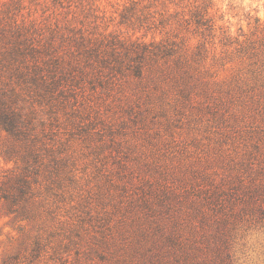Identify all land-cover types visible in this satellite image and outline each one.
<instances>
[{
  "label": "rangeland",
  "instance_id": "rangeland-1",
  "mask_svg": "<svg viewBox=\"0 0 264 264\" xmlns=\"http://www.w3.org/2000/svg\"><path fill=\"white\" fill-rule=\"evenodd\" d=\"M212 12L213 44L199 54L190 37L184 82L154 73L107 100L87 89L40 156L26 110L16 127L0 119V264H53L51 248L30 257L26 201L63 264H108L86 255L92 236L107 228L109 253L122 254L141 218L161 264H264V207L248 198L264 185V0H215ZM2 93L0 108L25 107Z\"/></svg>",
  "mask_w": 264,
  "mask_h": 264
},
{
  "label": "trees",
  "instance_id": "trees-1",
  "mask_svg": "<svg viewBox=\"0 0 264 264\" xmlns=\"http://www.w3.org/2000/svg\"><path fill=\"white\" fill-rule=\"evenodd\" d=\"M214 1L0 0L2 96L11 94L25 105L1 107L0 119L16 127L26 110L31 152L40 156L39 143L51 126H57L60 113L72 111L87 89L107 100L105 95L114 91L144 87L154 73L175 79L179 73L178 81L184 82L183 74L194 66L187 56L190 37L198 38L199 54L213 44ZM249 191L253 206L263 208L264 185L254 183ZM47 192L55 194L54 187L48 185ZM234 200L230 194L227 201L234 205ZM28 205L26 201L20 216L35 230L28 235L30 257L38 258L51 248L53 264H63L61 245H51L52 232L45 236V220ZM135 224L130 248H123L122 254L118 247L109 253L112 239L105 228L92 236L86 255L108 264H161L163 257L147 222L141 218ZM70 238L71 245L79 244L75 236Z\"/></svg>",
  "mask_w": 264,
  "mask_h": 264
}]
</instances>
